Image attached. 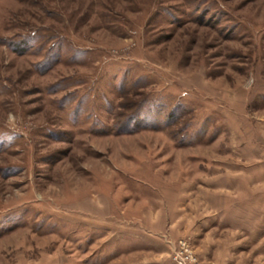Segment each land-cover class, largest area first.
I'll list each match as a JSON object with an SVG mask.
<instances>
[{"label": "rangeland", "instance_id": "rangeland-1", "mask_svg": "<svg viewBox=\"0 0 264 264\" xmlns=\"http://www.w3.org/2000/svg\"><path fill=\"white\" fill-rule=\"evenodd\" d=\"M264 264V0H0V264Z\"/></svg>", "mask_w": 264, "mask_h": 264}, {"label": "built area", "instance_id": "built-area-1", "mask_svg": "<svg viewBox=\"0 0 264 264\" xmlns=\"http://www.w3.org/2000/svg\"><path fill=\"white\" fill-rule=\"evenodd\" d=\"M170 256L174 264H204L195 255L188 240L184 238L173 245Z\"/></svg>", "mask_w": 264, "mask_h": 264}]
</instances>
